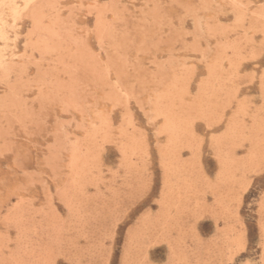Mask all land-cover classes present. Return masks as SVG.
<instances>
[{
  "label": "rangeland",
  "instance_id": "obj_1",
  "mask_svg": "<svg viewBox=\"0 0 264 264\" xmlns=\"http://www.w3.org/2000/svg\"><path fill=\"white\" fill-rule=\"evenodd\" d=\"M0 23V264H264V0Z\"/></svg>",
  "mask_w": 264,
  "mask_h": 264
},
{
  "label": "bare ground",
  "instance_id": "obj_2",
  "mask_svg": "<svg viewBox=\"0 0 264 264\" xmlns=\"http://www.w3.org/2000/svg\"><path fill=\"white\" fill-rule=\"evenodd\" d=\"M29 1H32V0H29ZM234 5H235V4H234ZM7 6H8V4H7ZM236 7H237V6H236ZM8 8H9V7H8ZM15 8H16V7H15ZM13 9H14V8H13ZM13 9H12V11H13ZM238 9H239V7H238ZM5 12H6V11H5ZM7 12H8V11H7ZM8 14H9V12H8ZM20 17H21V16H20ZM2 22H3V21H2ZM0 24L2 25L3 23H0ZM19 28H20V27H19ZM17 29H18V28H17ZM225 30H226V29H225ZM5 31H6V30H5ZM0 33H1V31H0ZM3 33H4V32H3ZM208 33H209V32H208ZM5 34H6V33H5ZM3 35H4V34H3ZM0 36H2V35H0ZM9 36H10V34H9ZM5 38H6V37H5ZM6 47H7V46H6ZM204 56H205V55H204ZM194 74H195V73H194ZM233 76H234V75H233ZM254 77H255V76H254ZM159 96H160V95H159ZM115 97H116V96H115ZM187 104H188V103H187ZM183 105H184V104H183ZM201 108H202V107H201ZM166 110H167V109H166ZM167 111H168V110H167ZM161 112H162V111H161ZM245 113H246V112H245ZM180 116H181V115H180ZM105 121H106V120H105ZM175 122H176V121H175ZM178 122H179V121H178ZM169 123H170V122H169ZM172 123H173V122H172ZM94 124H95V123H94ZM109 124H110V123H109ZM132 124H133V123H132ZM167 125H168V124H167ZM132 126H133V125H132ZM174 126H176V125L174 124ZM107 127H108V126H107ZM172 127H173V126H172ZM193 127H194V126H193ZM95 128H96V127H95ZM109 128H112V127H109ZM126 128H127V127H126ZM180 128H181V127H180ZM173 130H174V132H173L172 130H171V131H172L173 134H174V133H175V129H174V127H173ZM163 131H164V130H163ZM103 133H104V132H103ZM165 133H166V132H165ZM175 134H176V133H175ZM175 134H174V135H175ZM192 135H193V134H192ZM94 136H95V135H94ZM104 136H106V135H104ZM176 136H178V135H176ZM107 137H108V136H107ZM107 137H106V138H107ZM169 137H170V136H169ZM176 141H177V140H176ZM202 144H203V143H202ZM171 145H172V144H171ZM202 147H203V146H202ZM135 153H136V152H135ZM91 155H92V154H91ZM133 156H134V155H133ZM133 156H132V157H133ZM73 161H74V160H73ZM93 162H94V161H93ZM73 164H74V163H73ZM73 164H72V165H73ZM8 220H9V219H8ZM150 225H151V224H150Z\"/></svg>",
  "mask_w": 264,
  "mask_h": 264
}]
</instances>
